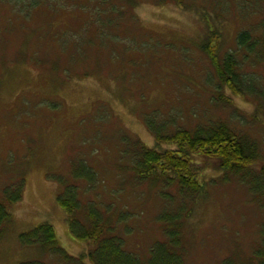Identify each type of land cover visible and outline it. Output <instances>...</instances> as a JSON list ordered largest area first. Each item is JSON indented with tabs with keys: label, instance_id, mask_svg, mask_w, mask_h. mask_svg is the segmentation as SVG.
I'll use <instances>...</instances> for the list:
<instances>
[{
	"label": "rangeland",
	"instance_id": "rangeland-1",
	"mask_svg": "<svg viewBox=\"0 0 264 264\" xmlns=\"http://www.w3.org/2000/svg\"><path fill=\"white\" fill-rule=\"evenodd\" d=\"M263 19L264 0H0V199L24 182L23 198L9 205L0 264H59L39 246L21 244V233L44 222L69 253L92 248L71 233L58 202L75 181L72 164L82 162L94 173L75 182L78 217L85 221L86 208L97 205L112 221L102 236L119 235L147 259L166 239L157 219L169 202L163 192L176 194L140 180L134 166L135 142L157 145L151 117L166 133L223 120L264 153V54L237 47L239 33L254 40ZM217 30L213 48L240 58L243 92L219 89L202 49ZM214 166L204 170L206 191L183 223L187 264L248 260L264 225V207L245 186L221 182Z\"/></svg>",
	"mask_w": 264,
	"mask_h": 264
},
{
	"label": "trees",
	"instance_id": "trees-1",
	"mask_svg": "<svg viewBox=\"0 0 264 264\" xmlns=\"http://www.w3.org/2000/svg\"><path fill=\"white\" fill-rule=\"evenodd\" d=\"M254 32V40H251L253 37L249 31L240 32L237 36V47H246L249 53L260 47L264 54V19ZM212 34L204 40L202 49L213 61L215 77L220 82L219 89L229 87L232 91L243 92L240 58L236 57L235 51L219 56L213 45L218 41L217 34L219 36L220 32L217 30ZM148 121L154 131L157 145L152 148L140 141L135 142L137 153L134 166L140 180L174 187L176 194L163 192L169 202H163V209L157 219L165 227L166 239L151 247L147 259L143 256V260L134 254L137 252L128 250L124 239L119 235L102 236L112 221L104 218L102 209L97 205L90 204L86 208L85 221L78 217L82 202L79 199L80 190L75 182L92 181L85 173L86 170L92 171V167L82 161L79 165L72 164V179L75 181L65 184L58 202L68 214L71 233L77 239L89 241L92 248L80 255L69 253L60 245L54 226L48 222L21 233V244L39 246L45 253L55 256L59 264H89L87 260L93 264H187L181 243L183 223L191 216V206L206 191L203 175L210 161L215 163V169L221 171V182L245 186L251 199L257 200L259 206L264 207V153L260 144L249 134L238 132L223 120L209 121L192 129L178 128L171 133L164 132L165 124L155 117ZM23 193V181L4 190V196L0 199V239L5 223L11 218L9 205L20 201ZM111 207L109 205L108 209ZM120 218L114 221L116 227L122 223ZM248 257V260L236 257L237 264H264V225L260 230L259 241ZM234 258V255L227 256L220 264H236ZM21 264L45 263L32 260Z\"/></svg>",
	"mask_w": 264,
	"mask_h": 264
}]
</instances>
